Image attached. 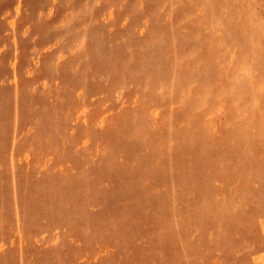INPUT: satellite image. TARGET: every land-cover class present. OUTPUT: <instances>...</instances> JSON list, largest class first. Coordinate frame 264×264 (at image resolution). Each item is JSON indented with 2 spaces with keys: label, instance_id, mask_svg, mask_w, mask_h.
<instances>
[{
  "label": "rangeland",
  "instance_id": "obj_1",
  "mask_svg": "<svg viewBox=\"0 0 264 264\" xmlns=\"http://www.w3.org/2000/svg\"><path fill=\"white\" fill-rule=\"evenodd\" d=\"M0 264H264V0H0Z\"/></svg>",
  "mask_w": 264,
  "mask_h": 264
}]
</instances>
